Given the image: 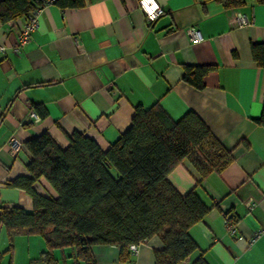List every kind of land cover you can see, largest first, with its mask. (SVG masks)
Wrapping results in <instances>:
<instances>
[{
    "label": "crops",
    "instance_id": "obj_1",
    "mask_svg": "<svg viewBox=\"0 0 264 264\" xmlns=\"http://www.w3.org/2000/svg\"><path fill=\"white\" fill-rule=\"evenodd\" d=\"M163 13L146 20L139 0H84L83 5L44 9L39 27L19 52H0V206L33 208L32 198L10 185L29 175L31 154L26 142L49 132L62 146L81 132L107 150L132 124L136 107L159 103L174 118L197 112L234 161L220 174L198 181L187 162L176 166L170 181L183 194L196 189L211 209L191 234L198 249L183 264L203 256L208 264H264V126L254 119L264 108V68L252 57L251 44L264 42V3L247 0L240 9L251 23L236 25L229 9L218 0H156ZM195 26L203 39L190 40ZM8 28H10L9 31ZM18 32L6 21L0 43H13ZM210 66L205 87L184 79L186 66ZM46 117L36 121V106ZM40 115V114H39ZM12 137L20 144L14 154ZM40 193L55 195L44 178ZM254 203L253 208L248 202ZM235 216L230 233L225 214ZM10 236L0 230V264H87L71 247L55 248L54 261L41 257L46 243L41 235ZM159 237L120 259L118 245H94L95 264H156Z\"/></svg>",
    "mask_w": 264,
    "mask_h": 264
},
{
    "label": "trees",
    "instance_id": "obj_2",
    "mask_svg": "<svg viewBox=\"0 0 264 264\" xmlns=\"http://www.w3.org/2000/svg\"><path fill=\"white\" fill-rule=\"evenodd\" d=\"M218 1L236 10L247 4V0ZM57 3L78 6L84 0ZM31 4L32 0H6L1 5L4 21L25 15ZM251 53L264 68V42L252 43ZM210 70V66L188 65L184 79L203 89ZM36 108L40 117H46L44 107ZM254 120L264 126V108ZM69 139V145L62 147L43 132L26 142L31 154L29 175L16 177L10 185L24 189L33 208L0 206V230L5 227L10 236L6 252L13 250V239L19 234L41 235L46 243L41 257L51 263L53 249L71 247L78 260L95 264L94 245H118L120 259L130 260L132 244L156 236L163 243L155 251L156 264H182L198 249L191 229L211 208L195 188L181 193L169 174L187 162L201 181L223 172L234 156L197 112L189 110L174 119L158 102L149 108L138 106L132 124L107 150L81 132L70 134ZM42 177L55 195L38 191ZM193 264L208 263L200 256Z\"/></svg>",
    "mask_w": 264,
    "mask_h": 264
},
{
    "label": "built area",
    "instance_id": "obj_3",
    "mask_svg": "<svg viewBox=\"0 0 264 264\" xmlns=\"http://www.w3.org/2000/svg\"><path fill=\"white\" fill-rule=\"evenodd\" d=\"M5 1L6 0H0V29L6 22L3 19L1 9V5ZM57 2L58 0H32L31 7L25 15L10 20L11 26L18 32L17 41L9 44L0 43V52L5 53L8 48H12L14 51L19 52L22 48H24L30 41L33 32L39 27L44 9L50 5L56 4ZM139 8L142 10L146 20L149 22H154L163 13V8L156 0H139ZM232 23L242 26L251 23V20L246 13L237 10L235 16L232 18ZM9 30L10 28H8L7 31ZM188 36L190 40L194 42H198L203 39L199 30L195 26H191L189 28ZM32 113L35 120L39 121L40 116L35 109H33ZM9 146L12 152L17 154L20 151L21 144L16 137H12L9 141ZM248 206L253 208L254 203L249 201ZM225 225L230 233H234L236 231L235 216L233 213L227 212L225 214ZM263 232L264 230L256 231L249 241L251 243L254 242ZM138 247L139 245L136 244H132L130 246L133 251H137Z\"/></svg>",
    "mask_w": 264,
    "mask_h": 264
}]
</instances>
